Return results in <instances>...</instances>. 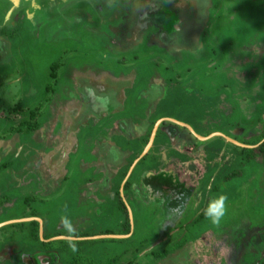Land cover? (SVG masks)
Wrapping results in <instances>:
<instances>
[{
  "label": "rangeland",
  "instance_id": "obj_1",
  "mask_svg": "<svg viewBox=\"0 0 264 264\" xmlns=\"http://www.w3.org/2000/svg\"><path fill=\"white\" fill-rule=\"evenodd\" d=\"M199 1L202 0H196ZM211 1V20L204 32L200 30L198 36H194V44L182 46L191 52H173L172 63H169L170 58L160 55L159 49H151L152 56L147 57L142 55L144 50L137 47L135 50L141 53L135 58L138 64L128 59L126 66L127 74L133 75L138 67L142 74L153 76L151 59L160 55L165 83L158 87V94H164L161 96L164 99L158 102L159 114L172 115L190 124L202 137L211 135L201 140L175 123L158 126L157 132H164L172 140H168L167 146L161 142L156 144L152 151L155 161L151 166L158 168L156 175L164 174L174 181V196H164V188L148 192L135 187L138 182L131 178L128 189L121 190L131 213L130 232L118 237L125 218L122 211L117 214L110 207L109 219L87 220L93 213L91 209H59L56 202L67 204L70 199H66L71 194L60 197L66 189L63 184L60 192L48 198L49 208H42L39 215L46 216L45 232H52L57 226L60 235L74 239L68 244H55L57 251H51L53 255L46 256L48 261L44 264H264V165L255 160L240 166L238 151L233 146H241L225 138L245 145V141L264 133V0ZM12 2L14 13L9 19L5 18V12H0V153L6 154L0 158V168L20 173L24 168L38 167L40 152L47 148L45 145L52 144L45 139L53 128L49 122L65 112L64 104L49 109V105H56V98L41 96L45 64L50 63L51 58L42 56L38 45L31 49L24 46L29 41L27 34L36 35V23L45 16L40 7L55 8L57 2L63 1ZM78 3V11L62 12L61 22L54 18L61 12H54L50 26L59 23L63 31L69 30L71 24H75V14L83 12L84 2L78 0ZM3 5L5 8L9 4L4 1ZM93 36L85 32L63 35L61 40L56 39L62 42L61 48L48 50V55H60L63 73L71 68L83 71L82 63H66L70 56H78V61L85 59L83 63L93 56L100 60L103 52L106 56H115L91 44ZM46 40L42 36L41 41ZM125 56L131 57V52ZM144 83L141 79L139 87ZM33 86L39 95L27 98ZM41 108H44L41 113L36 111ZM28 122H36V129L26 134L24 129ZM170 127L172 132L166 129ZM216 133L222 136H212ZM55 142L53 148L58 146ZM27 149L31 151L23 157ZM74 164L75 161L70 162L67 168H75ZM136 168L133 172L139 175ZM36 184L31 181L6 191V199L16 201L0 209V220L26 217L29 206L23 205L18 197L31 188L36 189ZM175 194L177 199L172 200ZM221 196L226 197L223 214L214 223L209 210ZM34 213L37 215L36 209ZM55 222L60 224L54 225ZM29 228L28 223L22 227L0 228V249L9 245L20 250L16 258H12L15 264H26L22 255L38 253L36 250L43 248L39 239L26 235ZM80 235L91 237H77ZM96 235L101 236L94 237ZM156 246L171 249L165 256L155 258L151 252ZM42 256H39L40 264ZM0 264L13 263L0 261Z\"/></svg>",
  "mask_w": 264,
  "mask_h": 264
},
{
  "label": "flooded vegetation",
  "instance_id": "obj_2",
  "mask_svg": "<svg viewBox=\"0 0 264 264\" xmlns=\"http://www.w3.org/2000/svg\"><path fill=\"white\" fill-rule=\"evenodd\" d=\"M4 1L9 4L5 8ZM12 1L0 0V12H5L4 15L7 19L14 13ZM60 1L63 2H57L55 8L47 9L48 7L44 5L40 7L45 16H41V20L36 23V35L27 34L29 41L24 46L31 49L38 45L39 53L48 59L51 58V62L45 64L47 70L41 95L56 98V105H49V109L63 104L64 107L70 105V114L73 118L78 119V122L74 121L76 125L78 124L77 130L71 133L69 129L73 121L65 116L63 120H60L57 116L52 123V130H50V134H53L54 137H49V140H56L57 145L61 148L65 144L64 140H67L66 136L69 135L68 140H73L75 147L74 149L69 147L67 150L63 167L60 166L61 162L58 166L50 163V156H52L50 153L45 158L50 163V167L45 164L46 161L43 162L38 158L37 168H24L20 173L11 168H0L1 210H3V206L16 201L14 199L7 200L6 191L21 187L24 183L31 181L37 183L36 189L31 188L30 191L20 194L18 197L23 205L29 206L26 217L0 220V228L3 226L14 227L15 225L22 227L28 223L30 228L26 231V235L44 243L74 239L60 235L57 226L52 232L50 229L45 232L46 216L42 218L39 215L42 208L48 207V198L60 192L63 184L66 189L60 194V197H65L71 192L66 199L70 200L67 204L56 202L58 208L77 209L83 207V209H91L93 213L86 218L87 220H91L93 217L109 219L110 207L116 210L117 214L121 212V200L124 205L127 203L122 199L121 193L128 189L129 184L126 187V182L131 179L135 167L139 172V175L135 176L136 182H138L135 187L140 186L148 192L157 188L150 182V178L156 175L158 170L151 166L155 161L152 151L158 142L167 146L168 140H172V138L167 134L165 136L164 132L159 134L156 130L150 142L153 128L155 126L158 128L160 124L164 123H175L174 120L180 121L172 115L159 114V100L164 99L161 97L164 94H158V87H162L165 83L163 79L164 65L159 58L160 55H164L169 57V63H172L173 52L189 50L182 46L186 43L194 44L192 41L194 36L200 33V30L201 33L204 32L206 24L208 25L211 20L209 9L213 7L211 0H202L199 1L200 3H197L196 0L193 2L190 0H184V2L182 0H80L85 5L82 6L83 12H79L80 15L75 14V24L71 22L69 30L65 28L63 31L59 23H55L53 27L50 26V19L54 12L56 14L61 12L58 17L54 15L55 21L59 19L61 22L62 14L72 10L78 11L76 8L78 0ZM33 27L35 26L33 25ZM83 32L94 35L91 44L95 43L102 49H107L109 55L115 56H106L103 52L100 60L93 56L86 60V63H83L85 59L81 58L78 61V56L74 58L70 56L66 63L68 61L77 65L82 63L84 64L83 71L79 72L77 69L71 68L67 73H63L60 55L58 57L54 54L48 55V50L60 49L62 42L56 39L61 40L63 35L72 36L74 33L83 34ZM42 36L47 38L45 42L41 41ZM104 40L105 42H103ZM72 42L76 43L75 40H71ZM137 47L142 48L144 50L142 55L147 57L152 56L151 49L160 50V55H154V58L151 59L153 76L142 74L138 67L133 75L126 73V66L129 65L128 59H133L134 64H138V60L135 58L141 53L135 50ZM69 48H72V44ZM130 52L131 57L125 56V53ZM189 52L191 51L189 50ZM159 64H162L163 67L159 68ZM141 79H144L145 83L139 87ZM125 82V85L122 84ZM37 90H31L26 97L30 98L32 95L34 98L39 95ZM44 108L36 109V111L41 113ZM181 123L190 125L184 121ZM180 126L185 128L183 125ZM166 129L171 132L173 130L171 127ZM24 131H26V127ZM27 132L30 133L33 130L26 131V134H28ZM160 135H162L161 138L158 137ZM45 139L48 140V138ZM29 153L30 151L26 150L23 152V157L28 156ZM3 155L6 154L0 153V158ZM73 161H75V168L68 169V165ZM130 167L132 169L128 174ZM26 172L29 174L26 175ZM27 176L31 178H27ZM165 192L172 193V186H166ZM35 209L37 215L34 213ZM117 217L120 225L121 214ZM32 221L38 224L37 233L34 232V227L31 225ZM56 223L54 225L60 224ZM107 234L113 235V233ZM120 235L117 234V236ZM77 237L90 238L91 236L80 235ZM8 246L0 249V261L15 264L12 258H16L20 250L17 247L9 248ZM36 251L38 253L22 255L23 258H26L24 260L26 264H40V255L45 256L40 257L44 264L48 261L46 256L53 255L50 252L55 253L57 247L48 249L43 245V248Z\"/></svg>",
  "mask_w": 264,
  "mask_h": 264
},
{
  "label": "trees",
  "instance_id": "obj_3",
  "mask_svg": "<svg viewBox=\"0 0 264 264\" xmlns=\"http://www.w3.org/2000/svg\"><path fill=\"white\" fill-rule=\"evenodd\" d=\"M33 114V112H32ZM32 116V115H30ZM36 129V122H28L27 123V127H26V131H32ZM264 138V133H261L260 135H258L255 139L250 140V141H245L244 144L245 145H249V146H253V145H257L262 139ZM219 139V138H218ZM216 141V140H214ZM237 149L238 151V157H239V163L240 166H244L247 163H251L254 162L255 160H260L261 163L264 165V140L259 143L256 147H252V148H241V147H237V146H233ZM137 175L136 172L133 173L132 177L133 179H135V176ZM130 179L126 182V187L129 184ZM150 182L152 185H154L155 187L158 188V190L160 189H165L166 186H172L174 187V181L169 178V176H166L164 174H158V175H153L150 178ZM156 188V189H157ZM175 188V187H174ZM163 189V190H164ZM164 196H166L168 198L174 196L173 192L170 194H167V192H165V194L163 193ZM177 199V195L175 194V198H173L172 200ZM121 211L124 213V223L121 225V235H126L130 232V225H129V219H128V215H127V210L126 207L124 205V203L121 200ZM196 219V218H195ZM194 219V221H195ZM21 225V224H19ZM31 225L34 227V232L37 233V222L32 221ZM110 233V232H108ZM82 236H86V235H82ZM70 240H60V241H53V242H41L42 245H44V248H48V249H54L55 248V244L58 243H63V244H68L70 243ZM171 248L167 247V246H163V247H159L156 246L153 250H152V254L155 258H160L166 255V253L170 250Z\"/></svg>",
  "mask_w": 264,
  "mask_h": 264
},
{
  "label": "crops",
  "instance_id": "obj_4",
  "mask_svg": "<svg viewBox=\"0 0 264 264\" xmlns=\"http://www.w3.org/2000/svg\"><path fill=\"white\" fill-rule=\"evenodd\" d=\"M124 82V81H123ZM122 84H126V82L125 83H122ZM32 91H36V89L33 87L32 88ZM89 92V91H88ZM66 108H65V112L63 111V116H59V119L61 120V118H62V120H63V117L64 116H66L65 118H68L69 120H71V121H73V123H72V125H71V127H70V129H69V132H71V133H73L74 131H76L77 130V125H76V123H74V121L75 122H78V119H76V118H73L72 117V115L70 114L71 112H70V109H71V106L70 105H68V106H65ZM75 114V113H74ZM84 117V116H83ZM78 118V117H77ZM52 122H54V121H51V122H49V124H52ZM174 122L175 123H178L179 125H187V124H183V123H181V120L180 121H177V120H174ZM189 127H190V125H188ZM185 127V126H184ZM186 128V127H185ZM191 128V127H190ZM192 129V128H191ZM157 130V127L155 126L154 128H153V134H152V136H151V139L150 140H152V137H153V135H154V132ZM189 130V129H188ZM193 130V129H192ZM190 131V130H189ZM33 132H34V130H33ZM32 132V133H33ZM194 132V131H193ZM70 133V134H71ZM191 133V132H190ZM48 134H50V132L48 133ZM192 134V133H191ZM51 136H54L53 134H50ZM50 135H47L46 134V138H48V141H49V137H50ZM193 135V134H192ZM198 135V134H197ZM194 136V135H193ZM200 136V135H199ZM212 136H216V135H212ZM68 137H69V135H67L66 136V138H67V140H64L65 141V144L61 147V148H59V146H57V147H52V144H53V142L55 141V140H50V141H52V144H48L49 146H47V145H45L47 148L44 150V151H41L40 152V154L39 155H41V156H38V158H39V160H41V161H43V162H45L46 161V165L48 166V167H50V163H54V164H57V166H58V164H60V162H61V167H63V162H65V154H66V152H67V150L69 149V147H71V148H73L74 149V147H75V143L73 142V140H68ZM195 137V136H194ZM202 137V136H201ZM206 137H208V138H210L211 137V135L210 136H206ZM221 137V136H220ZM196 138V137H195ZM205 138V137H204ZM207 138V139H208ZM198 139V138H197ZM8 142L10 143L11 142V140H8ZM72 142L74 143L73 145H72ZM12 144V143H11ZM149 145H150V143H149ZM148 145V146H149ZM42 146V145H41ZM63 149V152L64 151H66L65 153H61V150ZM46 150H48V151H46ZM27 151H31L30 149H27ZM52 154V156H50L51 157V161H50V163H48L47 162V160L45 159L46 158V155H48V154ZM55 155V156H54ZM62 155V156H61ZM53 156H54V158H53ZM136 161V160H135ZM133 167V166H132ZM132 167H130V169H132ZM129 169V170H130ZM131 171V170H130ZM130 173V172H129ZM124 182V181H123Z\"/></svg>",
  "mask_w": 264,
  "mask_h": 264
},
{
  "label": "water",
  "instance_id": "obj_5",
  "mask_svg": "<svg viewBox=\"0 0 264 264\" xmlns=\"http://www.w3.org/2000/svg\"><path fill=\"white\" fill-rule=\"evenodd\" d=\"M86 91V90H85ZM183 126H185L187 129H189L190 130V132L196 137V138H198V139H201V140H205V139H207L208 137H201V136H199V135H197L195 132H193V130L188 126V125H183ZM153 134V133H152ZM214 135H218V136H222L221 134H219V133H216V134H214ZM228 141H230V142H232L233 144H236V145H239V146H241V147H243V148H252V147H256L259 143H261L263 140H264V138L257 144V145H253V146H249V145H242V144H240V143H237V142H235V141H233V140H231V139H229V138H227V137H225ZM150 142H151V140H150ZM131 170V169H130ZM130 170H129V172H130ZM129 172H128V174H129ZM127 174V175H128ZM125 207H126V210H127V214H128V219H129V221H131V213H130V209H129V207L127 206V204L125 203ZM0 226H1V224H0ZM111 237H116V236H114V235H110ZM122 236V235H121ZM119 237V236H118Z\"/></svg>",
  "mask_w": 264,
  "mask_h": 264
},
{
  "label": "clouds",
  "instance_id": "obj_6",
  "mask_svg": "<svg viewBox=\"0 0 264 264\" xmlns=\"http://www.w3.org/2000/svg\"><path fill=\"white\" fill-rule=\"evenodd\" d=\"M225 200L226 197L221 196L219 200L210 207L209 214L212 216L214 223L218 222L220 215L223 214V204Z\"/></svg>",
  "mask_w": 264,
  "mask_h": 264
},
{
  "label": "bare ground",
  "instance_id": "obj_7",
  "mask_svg": "<svg viewBox=\"0 0 264 264\" xmlns=\"http://www.w3.org/2000/svg\"><path fill=\"white\" fill-rule=\"evenodd\" d=\"M87 71V70H86Z\"/></svg>",
  "mask_w": 264,
  "mask_h": 264
}]
</instances>
